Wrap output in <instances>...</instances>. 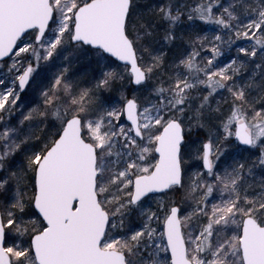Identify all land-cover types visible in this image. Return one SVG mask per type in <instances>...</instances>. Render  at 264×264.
Segmentation results:
<instances>
[{
    "label": "snow or ice",
    "instance_id": "snow-or-ice-1",
    "mask_svg": "<svg viewBox=\"0 0 264 264\" xmlns=\"http://www.w3.org/2000/svg\"><path fill=\"white\" fill-rule=\"evenodd\" d=\"M0 264H264V0H0Z\"/></svg>",
    "mask_w": 264,
    "mask_h": 264
},
{
    "label": "rangeland",
    "instance_id": "rangeland-1",
    "mask_svg": "<svg viewBox=\"0 0 264 264\" xmlns=\"http://www.w3.org/2000/svg\"><path fill=\"white\" fill-rule=\"evenodd\" d=\"M213 29H214V26H209L206 31H212ZM233 51H234V49H233ZM225 54L227 55V53H225ZM75 71H77V72L86 71V65H83V66L82 65H77ZM33 102L35 103L36 101L34 100Z\"/></svg>",
    "mask_w": 264,
    "mask_h": 264
},
{
    "label": "trees",
    "instance_id": "trees-1",
    "mask_svg": "<svg viewBox=\"0 0 264 264\" xmlns=\"http://www.w3.org/2000/svg\"><path fill=\"white\" fill-rule=\"evenodd\" d=\"M208 28L205 29V31L207 30Z\"/></svg>",
    "mask_w": 264,
    "mask_h": 264
}]
</instances>
